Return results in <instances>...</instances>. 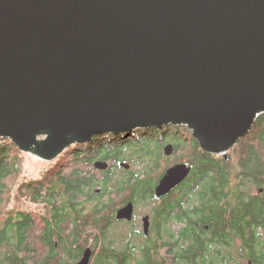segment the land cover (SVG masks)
I'll return each mask as SVG.
<instances>
[{
	"label": "water",
	"instance_id": "1",
	"mask_svg": "<svg viewBox=\"0 0 264 264\" xmlns=\"http://www.w3.org/2000/svg\"><path fill=\"white\" fill-rule=\"evenodd\" d=\"M261 112L264 0H0V137L37 157L169 124L225 155ZM190 170L167 167L155 196Z\"/></svg>",
	"mask_w": 264,
	"mask_h": 264
},
{
	"label": "trees",
	"instance_id": "2",
	"mask_svg": "<svg viewBox=\"0 0 264 264\" xmlns=\"http://www.w3.org/2000/svg\"><path fill=\"white\" fill-rule=\"evenodd\" d=\"M183 130L173 124L163 128H136L122 134H102L84 145L76 144L71 149L74 159L69 158L67 164L77 169L67 175L61 172L67 165V156L61 154L60 163L54 164L57 167L46 169L44 177L38 180L22 184L32 202H47L50 214L11 207L0 220V264L29 263L37 225L38 238L50 241L51 246H55L54 231L63 230V221L85 226L88 217L93 218L96 212L72 211V216L64 215V206L76 208L73 201L78 193L93 192L100 199L127 192L122 203L157 199L155 185L166 168L177 162L190 165V173L164 197L179 208L176 213L182 222L180 232L186 247L194 250L197 261L202 256L196 264H222L223 260L226 264H264V251L256 254L258 248H264V112L225 155L204 151L192 133L187 139ZM167 146L172 147V152L186 146L189 149L169 163ZM19 153L10 138L0 139V205L7 191L6 179L19 168ZM94 158L101 165L106 162L100 168L99 178L85 171L94 165ZM133 164L136 167L130 168ZM117 166L123 170L120 175L114 172ZM156 262L155 251H149L136 264Z\"/></svg>",
	"mask_w": 264,
	"mask_h": 264
},
{
	"label": "flooded vegetation",
	"instance_id": "3",
	"mask_svg": "<svg viewBox=\"0 0 264 264\" xmlns=\"http://www.w3.org/2000/svg\"><path fill=\"white\" fill-rule=\"evenodd\" d=\"M95 161L96 159L94 163ZM85 170L91 171L95 168ZM166 195L156 197L157 202L148 212H139L137 203L140 200L133 201L129 217H117V211L125 205L124 202L111 207V199L96 198L92 207H89L87 202L90 200L84 202L83 199H76L73 201L76 208L64 206V215L72 216L75 211L83 214L82 207L87 205L89 208L86 211L96 212L92 219L97 230H87L90 221H87L85 230L82 231V225L77 226L76 223L67 221L70 223L69 231H54L52 235L55 246L42 239L43 256L34 264H76L86 253L89 255L87 264H136L149 251H155L157 264H196L202 260V256L197 261L194 250L186 247L187 242L182 239L180 232L182 222L176 213L179 208L172 206V202L164 197ZM145 216L146 221L143 220ZM116 227L121 229L122 235L119 237L111 235ZM207 242L208 240L205 243ZM35 249L37 248L32 246L31 250ZM262 250L264 248H258L256 254H260ZM222 264H226L225 260Z\"/></svg>",
	"mask_w": 264,
	"mask_h": 264
},
{
	"label": "rangeland",
	"instance_id": "4",
	"mask_svg": "<svg viewBox=\"0 0 264 264\" xmlns=\"http://www.w3.org/2000/svg\"><path fill=\"white\" fill-rule=\"evenodd\" d=\"M186 127L184 128V125L181 124L180 127L183 128L185 131V133L187 134V136H185L187 139H189V135L190 132L192 133V130L185 125ZM163 128V127H162ZM193 135V133H192ZM100 136V135H99ZM1 138H6V137H0ZM89 142V141H88ZM88 142L85 143H72L69 146H67L66 148L63 149V153L60 152L58 155H56L54 158L49 159V160H45L42 159L40 157H37L35 155H33L31 152L29 151H25L19 148L20 153H19V168L17 171H15L13 174H11L7 179H6V189L7 191L4 194V199L2 204L0 205V220H2L5 217L6 211L8 210V208H21V207H25V208H29L32 209L33 211H35L37 213L42 212L45 213L46 215L50 214V206L47 205V202L41 200L39 201H33L30 198V193L27 192V190L25 189V186H22V184L24 182H28L31 179L33 180H38V178L44 177V174L46 172V169L50 168V167H57L54 164L57 165V163H60L59 159L61 156V154L66 153V164L68 163L69 158L74 159V151L71 150L72 148H74L76 146V144H87ZM189 145V144H187ZM189 149V146H186L185 148H181L177 151H173L170 154H166L170 159H169V163L172 162V160H174V158L178 155V154H184V152L186 153L187 150ZM165 154V153H164ZM95 159V158H94ZM64 160V159H63ZM71 160V159H70ZM56 161V162H55ZM94 161V160H93ZM49 164V165H47ZM162 164H164V162H162ZM136 167L135 164L130 165V168L132 167ZM87 168H95V170H91L88 172H92L95 173V178H99V173L101 172L102 169L97 168L95 165H90ZM77 168H71L69 166V164H67L66 166H64L61 169V172L64 173L65 175H67L69 172L76 170ZM79 170V169H78ZM87 171V170H85ZM114 172L116 175H120L121 172H123L122 169L115 167L114 168ZM53 176V175H52ZM46 184H48V182L45 180L44 185L46 186ZM95 188H97V190H100L98 186H96ZM96 190V191H97ZM99 194V191L96 192V194ZM92 194V196H90ZM127 195V192H120V193H115L112 194L111 198L105 197L102 199H111L112 203H111V207L112 206H116L120 203H122L124 197ZM77 199H83L84 202L87 200H90V202H87V205L89 207H92V204H94V200L96 199V197H94V193L93 192H87V193H82L79 194ZM145 200V201H144ZM143 201L140 200L137 205H138V211L139 212H148L151 208L152 205H154L157 201L154 198H148V199H144ZM84 207V213H87L89 211L87 208H89L88 206ZM37 217V216H36ZM87 221H90V223L88 224V229L89 231H96L97 227L95 226V222L93 221L92 218L87 219ZM67 222V221H66ZM39 225L36 226V228L34 229V236H33V243L32 246L37 248L35 250H31L30 255H29V263L28 264H34L36 263L38 260L41 259V257L43 256V248H44V244L41 242L42 239L38 238L39 235ZM61 227L63 228V230L65 231H69L70 227L67 223H65L64 221L61 224ZM85 230V226H83L81 228V231ZM113 236L119 237V235H122L121 233V229H118V227H116L115 229L113 228V230L111 231ZM2 256V250H0V257ZM35 260V262L33 261ZM33 261V262H32Z\"/></svg>",
	"mask_w": 264,
	"mask_h": 264
},
{
	"label": "bare ground",
	"instance_id": "5",
	"mask_svg": "<svg viewBox=\"0 0 264 264\" xmlns=\"http://www.w3.org/2000/svg\"><path fill=\"white\" fill-rule=\"evenodd\" d=\"M95 164V163H94ZM96 166V165H95Z\"/></svg>",
	"mask_w": 264,
	"mask_h": 264
}]
</instances>
